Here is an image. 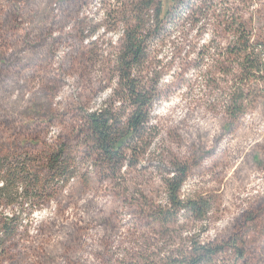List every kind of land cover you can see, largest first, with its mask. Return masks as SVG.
I'll list each match as a JSON object with an SVG mask.
<instances>
[{"label": "clouds", "instance_id": "1", "mask_svg": "<svg viewBox=\"0 0 264 264\" xmlns=\"http://www.w3.org/2000/svg\"><path fill=\"white\" fill-rule=\"evenodd\" d=\"M179 3L20 0L0 119L39 126L65 171L0 203L19 218L0 264H264V0ZM130 39L147 58L123 75Z\"/></svg>", "mask_w": 264, "mask_h": 264}, {"label": "rangeland", "instance_id": "2", "mask_svg": "<svg viewBox=\"0 0 264 264\" xmlns=\"http://www.w3.org/2000/svg\"><path fill=\"white\" fill-rule=\"evenodd\" d=\"M193 3L179 7L181 10L187 9ZM25 8L20 7V0H0V39L6 41L8 35L22 22ZM95 46V42H93ZM231 51V49H230ZM81 55H84L81 53ZM96 54L90 57V60L96 59ZM201 61L193 62V66L198 67ZM4 65H0L2 69ZM40 134L39 126L32 127L21 125L15 127L14 123L4 118L0 119V180L7 179V170L15 173V179L12 181V188L8 196H0V203L5 206L14 200L11 194L12 190L19 183H24L26 194L30 196H44L48 189L55 190L52 183L53 177L62 175L65 171L63 161L55 155L49 157L48 149L37 143ZM15 137V139H12ZM194 165L197 161L193 162ZM191 186H189L190 190ZM18 217L13 221H7V218L0 217V244L11 239L17 234ZM148 223V221H145ZM15 245H13L14 247Z\"/></svg>", "mask_w": 264, "mask_h": 264}, {"label": "trees", "instance_id": "3", "mask_svg": "<svg viewBox=\"0 0 264 264\" xmlns=\"http://www.w3.org/2000/svg\"><path fill=\"white\" fill-rule=\"evenodd\" d=\"M193 0H180V3L178 7L186 6V4L192 2ZM178 14V13H177ZM154 37H159L161 35V30L157 28L153 33H150ZM126 52L124 55L121 56L122 65L121 70L123 75L129 74L130 67L132 64H141L144 59L147 58V53L145 52V45L143 41H134L132 39L129 40V42L125 45ZM125 56L130 57V59L125 60ZM131 83V82H130ZM145 98L140 96L136 97L134 99V102L139 101L141 104V110L137 114V118L135 120V123L139 126L140 123L144 120H146V110L143 109L142 105ZM92 123V132L94 134H97L99 147L105 151L106 154L111 155L110 152V146L107 143V138L105 136V132L107 129L105 128V125L107 124V120L105 119L104 114L101 115V117L98 118H89ZM103 129V131H102ZM15 179V173L13 171L7 170V179L4 188L0 189V196H8L9 190L12 188L11 183ZM179 181H177L178 183ZM172 189V196L171 199L175 201V185L171 186Z\"/></svg>", "mask_w": 264, "mask_h": 264}]
</instances>
